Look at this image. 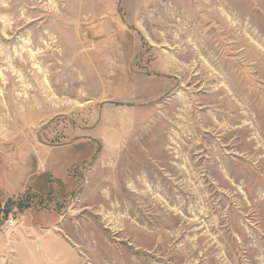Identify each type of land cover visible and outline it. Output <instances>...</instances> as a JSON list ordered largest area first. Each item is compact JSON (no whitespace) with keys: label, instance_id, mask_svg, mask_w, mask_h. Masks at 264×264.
Instances as JSON below:
<instances>
[{"label":"rangeland","instance_id":"1","mask_svg":"<svg viewBox=\"0 0 264 264\" xmlns=\"http://www.w3.org/2000/svg\"><path fill=\"white\" fill-rule=\"evenodd\" d=\"M58 263L264 264V0H0V264Z\"/></svg>","mask_w":264,"mask_h":264},{"label":"crops","instance_id":"2","mask_svg":"<svg viewBox=\"0 0 264 264\" xmlns=\"http://www.w3.org/2000/svg\"><path fill=\"white\" fill-rule=\"evenodd\" d=\"M44 244V240H43V242L41 241V243H38V246L40 247V248H42V249H45L46 250V253L48 254L49 253V250H48V248L46 247L45 248V246L43 245ZM47 258L49 259V256L47 255ZM59 264V263H58Z\"/></svg>","mask_w":264,"mask_h":264},{"label":"built area","instance_id":"3","mask_svg":"<svg viewBox=\"0 0 264 264\" xmlns=\"http://www.w3.org/2000/svg\"><path fill=\"white\" fill-rule=\"evenodd\" d=\"M10 224H12V221L10 222Z\"/></svg>","mask_w":264,"mask_h":264}]
</instances>
